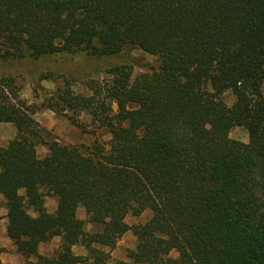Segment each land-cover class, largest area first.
<instances>
[{"label": "trees", "instance_id": "1", "mask_svg": "<svg viewBox=\"0 0 264 264\" xmlns=\"http://www.w3.org/2000/svg\"><path fill=\"white\" fill-rule=\"evenodd\" d=\"M128 45L156 56L158 68L131 80L118 66L92 95L65 85L40 105L76 127L87 112L109 134L107 150L44 139L41 107L0 78V123L15 128L0 147L7 237L30 264H106L109 253L95 246L112 250L127 231L133 264H264V0H0L2 61L109 57ZM227 91L230 107L220 99ZM235 126L247 143L229 137ZM146 210L145 223L125 224ZM53 237L58 249L38 255Z\"/></svg>", "mask_w": 264, "mask_h": 264}, {"label": "rangeland", "instance_id": "2", "mask_svg": "<svg viewBox=\"0 0 264 264\" xmlns=\"http://www.w3.org/2000/svg\"><path fill=\"white\" fill-rule=\"evenodd\" d=\"M118 66L129 67L131 80H133L137 75L156 70L159 60L154 55L128 45L119 54L109 57H94L85 53H58L40 58L25 57L13 61L0 60V78L12 77L14 85L18 88V96L28 104L40 106L44 99L55 93L58 88H64L65 85H68L73 94L92 95L91 88L96 84L103 86L113 81V70ZM220 99L228 107L234 102L229 91L223 93ZM66 114L74 117L72 111H66ZM34 118L44 129L43 137L48 141H57L59 144L66 145H91L97 140L106 150L108 149L109 134L103 128H96L92 124L91 116L85 111L76 114L75 118L79 121V127L72 125L66 117L42 107L35 113ZM45 126L52 128L47 131ZM5 128L0 130V140L9 136L7 128L11 129L12 136L15 135V128L11 124L6 125L5 123ZM229 137L242 143L248 142L247 131L242 127H233L229 132ZM41 147L47 150V146L37 145L36 151H38L39 158L47 154H44ZM146 218L147 220L150 218L148 210H146ZM172 255L175 256V254Z\"/></svg>", "mask_w": 264, "mask_h": 264}, {"label": "crops", "instance_id": "3", "mask_svg": "<svg viewBox=\"0 0 264 264\" xmlns=\"http://www.w3.org/2000/svg\"><path fill=\"white\" fill-rule=\"evenodd\" d=\"M6 125H8L6 123ZM9 127V126H8ZM52 127L51 126H45V129L47 131H50ZM5 123H0V130H4ZM9 131V136L5 137L0 140V147H3L7 144V142L13 138L11 134V129L7 128ZM14 135V133H13ZM42 151H44V154L47 153V150L43 147H41ZM38 153V151H36ZM44 207L46 209V212L49 214H53L56 211V200L51 197L45 198L44 201ZM78 212H80V215H78ZM145 212V216H144ZM140 216L134 217L130 214L127 215L124 218L125 224L128 226L132 225H139L143 224L147 221L146 218V211H144ZM76 216L80 220H85V213L83 209H77ZM6 225H7V219H6V209H5V201L4 198L0 195V249L2 252L0 253V261L3 264H30L29 262H33V258H29L26 260L21 254H19L11 240L6 235ZM85 230L87 232H91L93 230V227L90 224L85 225ZM61 244V240L59 237H53L49 241L45 243H40L37 247V254L41 256H51L53 252L58 249V247ZM136 244V238L133 236L131 231L125 232L121 238L118 240L116 246L112 250H108L107 248L100 247L96 245V248H99L105 252L109 253V259L107 260L106 264H120V263H127V264H133L129 259L126 257V251L134 249ZM71 252L75 256H81L85 257L87 255L86 249L81 245H74L71 247ZM79 264H90V260L85 263H79Z\"/></svg>", "mask_w": 264, "mask_h": 264}]
</instances>
